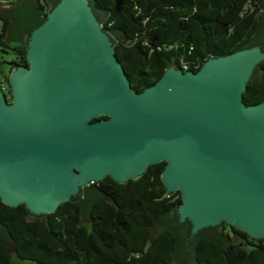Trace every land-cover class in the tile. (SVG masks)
I'll use <instances>...</instances> for the list:
<instances>
[{
    "label": "water",
    "instance_id": "water-1",
    "mask_svg": "<svg viewBox=\"0 0 264 264\" xmlns=\"http://www.w3.org/2000/svg\"><path fill=\"white\" fill-rule=\"evenodd\" d=\"M46 1V18L38 0L0 8L11 20L7 40L27 47L28 64L10 75L11 102L0 89L2 202L42 221L74 200L78 227L90 229L93 203L104 199L91 184L126 183L166 162L162 181L182 204L155 232L176 236L179 263L199 264L203 237L226 255L224 222L264 239V103L243 101L264 62V15L237 52L198 72L169 68L137 93L100 23L105 12L92 0ZM0 243L15 251L1 223Z\"/></svg>",
    "mask_w": 264,
    "mask_h": 264
},
{
    "label": "trees",
    "instance_id": "trees-1",
    "mask_svg": "<svg viewBox=\"0 0 264 264\" xmlns=\"http://www.w3.org/2000/svg\"><path fill=\"white\" fill-rule=\"evenodd\" d=\"M22 1L4 0L0 5L11 7ZM92 3L105 12L100 23L137 93L155 85L169 68L198 72L208 60L237 52L255 35L264 15L261 0ZM35 8L46 18L52 6L38 0ZM0 23V89L11 102L10 75L28 65L27 47L7 40L8 16L0 13ZM9 54L11 61L4 58ZM6 64L8 70L3 69ZM185 65L188 70L183 69ZM259 69L243 94L247 106L264 103V62ZM166 164L151 165L142 177L126 183L107 177L91 184L104 199L93 203L90 229L78 227L82 209L74 200L41 221L29 218L26 205L10 207L0 199V223L15 249L10 253L0 243V264H181L176 259V236L155 232L158 219L182 204L181 192H168L162 181ZM222 225L226 255L218 250V242L203 237L196 244L199 264H264V239L252 238L228 223Z\"/></svg>",
    "mask_w": 264,
    "mask_h": 264
},
{
    "label": "rangeland",
    "instance_id": "rangeland-1",
    "mask_svg": "<svg viewBox=\"0 0 264 264\" xmlns=\"http://www.w3.org/2000/svg\"><path fill=\"white\" fill-rule=\"evenodd\" d=\"M0 1H3V2H4V0H0ZM0 8H4V7H3L2 5H0ZM0 27H1V23H0ZM4 58H5L6 60H8V61H11V60L13 59V55H12V54L5 55ZM7 68H8V65H7V64L3 66V69H4V70H8ZM10 73H11V71H9L8 74H10Z\"/></svg>",
    "mask_w": 264,
    "mask_h": 264
},
{
    "label": "built area",
    "instance_id": "built-area-1",
    "mask_svg": "<svg viewBox=\"0 0 264 264\" xmlns=\"http://www.w3.org/2000/svg\"><path fill=\"white\" fill-rule=\"evenodd\" d=\"M183 69H184V70H188V66L185 65V66L183 67Z\"/></svg>",
    "mask_w": 264,
    "mask_h": 264
}]
</instances>
